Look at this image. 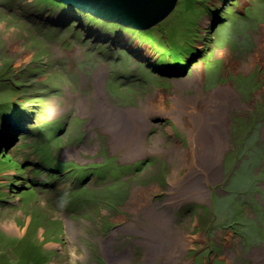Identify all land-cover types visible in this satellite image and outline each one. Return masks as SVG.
Returning <instances> with one entry per match:
<instances>
[{"label": "rangeland", "instance_id": "374dc122", "mask_svg": "<svg viewBox=\"0 0 264 264\" xmlns=\"http://www.w3.org/2000/svg\"><path fill=\"white\" fill-rule=\"evenodd\" d=\"M177 2L0 0V264H264V0Z\"/></svg>", "mask_w": 264, "mask_h": 264}, {"label": "water", "instance_id": "95a60500", "mask_svg": "<svg viewBox=\"0 0 264 264\" xmlns=\"http://www.w3.org/2000/svg\"><path fill=\"white\" fill-rule=\"evenodd\" d=\"M66 5L141 30L153 28L175 9L178 0H56Z\"/></svg>", "mask_w": 264, "mask_h": 264}, {"label": "trees", "instance_id": "16d2710c", "mask_svg": "<svg viewBox=\"0 0 264 264\" xmlns=\"http://www.w3.org/2000/svg\"><path fill=\"white\" fill-rule=\"evenodd\" d=\"M155 27V26H154ZM154 27L153 28H150V29H147V30H144V31H142V32H145L146 33V36H149L150 38H153V39H155V37H156V35L154 34L153 35V29H154ZM159 44H161V45H165V47L167 46L171 51H172V53H171V55L172 56H174V57H185V55H184V53H181V52H176L175 50H173L172 48H171V46L168 44V43H166V40L165 41H160L159 42ZM180 68V67H179ZM19 84H17L16 86H13L12 88H14L15 89V91H17V92H20V93H26L23 89L22 90H18L19 88V86H18ZM24 110V109H23ZM19 111L17 108L16 109H14V110H12V112L16 115V117H18L19 119H22V118H25V115L26 114H24V111Z\"/></svg>", "mask_w": 264, "mask_h": 264}, {"label": "bare ground", "instance_id": "6f19581e", "mask_svg": "<svg viewBox=\"0 0 264 264\" xmlns=\"http://www.w3.org/2000/svg\"><path fill=\"white\" fill-rule=\"evenodd\" d=\"M76 8H78V7H76ZM189 124H190V123H189ZM192 130H193V129H192ZM192 136H193V137H192V140H194L195 144L198 143V142H197V141H198L197 138H198L199 140H201L202 137L204 138L203 134H202V137H200V136L198 137V136H197V132H196L195 130L192 131ZM217 136H219V135H217ZM204 140H205V138H204ZM219 141H222V139L219 138ZM136 143H137V142H136ZM213 144H215V143H213ZM219 144H220V143H219ZM219 144H217V146H218ZM184 153H186V152H184ZM216 153H217V152H216ZM182 156H184V154H182ZM213 160H214V159H213ZM212 163H213V161H212ZM209 173H210V172H209Z\"/></svg>", "mask_w": 264, "mask_h": 264}]
</instances>
